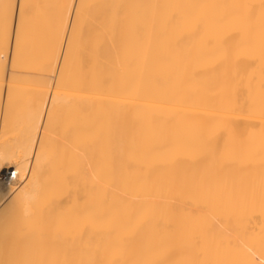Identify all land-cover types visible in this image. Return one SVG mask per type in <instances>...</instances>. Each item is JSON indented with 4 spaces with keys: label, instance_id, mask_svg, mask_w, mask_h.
Returning <instances> with one entry per match:
<instances>
[{
    "label": "bare ground",
    "instance_id": "bare-ground-1",
    "mask_svg": "<svg viewBox=\"0 0 264 264\" xmlns=\"http://www.w3.org/2000/svg\"><path fill=\"white\" fill-rule=\"evenodd\" d=\"M0 173V264H264V0H0Z\"/></svg>",
    "mask_w": 264,
    "mask_h": 264
},
{
    "label": "rangeland",
    "instance_id": "rangeland-1",
    "mask_svg": "<svg viewBox=\"0 0 264 264\" xmlns=\"http://www.w3.org/2000/svg\"><path fill=\"white\" fill-rule=\"evenodd\" d=\"M7 91H8V86L6 85L5 86V90H4V92H5V94L7 93ZM14 91H15V94L17 95V97L16 98H18V100L20 99V100H22L23 98L25 99L26 97H28L30 94L27 92V91H25V89L22 91V88H20V90H18L17 88H15L14 89ZM19 91H21V92H23V93H25V94H23V93H19ZM27 93V94H26ZM25 95V96H24ZM23 97V98H22ZM22 98V99H21ZM2 173H0V177L2 176L1 175Z\"/></svg>",
    "mask_w": 264,
    "mask_h": 264
},
{
    "label": "built area",
    "instance_id": "built-area-1",
    "mask_svg": "<svg viewBox=\"0 0 264 264\" xmlns=\"http://www.w3.org/2000/svg\"><path fill=\"white\" fill-rule=\"evenodd\" d=\"M14 176H15V173H14Z\"/></svg>",
    "mask_w": 264,
    "mask_h": 264
}]
</instances>
